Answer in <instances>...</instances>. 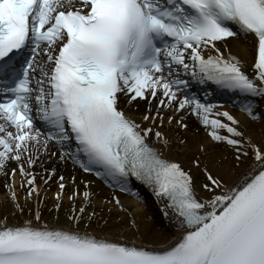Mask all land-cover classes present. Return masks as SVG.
Masks as SVG:
<instances>
[{
	"label": "snow or ice",
	"instance_id": "snow-or-ice-1",
	"mask_svg": "<svg viewBox=\"0 0 264 264\" xmlns=\"http://www.w3.org/2000/svg\"><path fill=\"white\" fill-rule=\"evenodd\" d=\"M241 33L253 37L252 76L243 60L230 58V51L225 56V38ZM181 71L201 84L264 96V0H0V172L15 161L8 174L18 169L27 196H39L31 169L55 142L61 159L70 156L122 191L138 195L130 177L144 182L166 201L165 214L178 229L164 247L81 230L91 193L83 192L77 210L73 191L68 219L75 227L43 224L38 206L37 223L0 222V264H264V137L253 139L226 110L178 95L180 85L187 87ZM138 98L148 104L143 127L126 111ZM254 106L248 99L240 105L256 119ZM166 108L195 113L213 141L232 149L237 165L247 158L244 171L227 182L197 156L191 163L200 179L165 157L162 148L171 141L158 124ZM176 122L186 127L182 118ZM199 149L200 155L212 151ZM53 173L47 169L40 178L47 183ZM58 188L57 208L63 176ZM113 202L123 209L119 197Z\"/></svg>",
	"mask_w": 264,
	"mask_h": 264
},
{
	"label": "bare ground",
	"instance_id": "bare-ground-1",
	"mask_svg": "<svg viewBox=\"0 0 264 264\" xmlns=\"http://www.w3.org/2000/svg\"><path fill=\"white\" fill-rule=\"evenodd\" d=\"M228 50L237 55L243 60L241 65L250 76L254 75L252 65L255 59L254 42L250 35H240L236 38H228L226 40ZM261 99L260 109L254 110L257 113V118L249 117L247 113L240 111H232L228 108L217 109L216 111H228L241 122L243 130L251 135L253 139L260 141L264 137V96H259ZM148 109V104L145 100L138 98L137 103L126 106L128 115L141 123L142 116ZM153 112L156 111L155 102H153ZM164 111V124L160 130L164 131L170 138V145L167 148H162L165 157L173 158L181 162L186 168L190 167L194 175H199L203 178L202 173H198L196 167L191 163V160L197 156L202 163L209 165L214 172H219L227 182L235 180L248 165V160L245 158L240 165H237L233 159V151L226 144L213 141L208 137L207 131L198 126L193 121L185 110L176 112L174 108H166ZM168 115H174L176 120L182 118V127L180 123L173 120L171 123L167 120ZM225 119L224 117H217ZM148 122L141 123V127ZM223 134H227L226 130H222ZM152 143L160 146L159 142L153 136ZM204 144L212 151L200 155L199 145ZM55 153V155H53ZM61 154L49 148L48 152L41 153L37 159L36 165L32 169L36 174V183L40 186L39 196H27V185L21 186L22 177L17 172L14 175H9L8 170L16 167L15 161H10L4 172H0V222L9 224H23L31 221L37 223L34 219V213L39 207L41 213V222L51 226L75 227L68 219L73 212V201L69 199V194L77 191L79 194L75 197V207L79 210L81 203L84 201L83 192L87 189L90 191V202L85 205L86 211L83 213L84 219L78 222L81 230L87 229L101 235H106L110 238L128 241L145 246L164 247L172 243L177 235L178 229L175 222V217L166 215L164 208L165 202L156 201L152 197L142 195L140 199H132L120 193L113 192L107 189L101 182L84 175L77 169H73L67 159H61ZM25 167H28L25 165ZM55 168V173L47 183L41 180V176L46 177V170ZM64 177L65 189L62 193V199L59 201V208L55 193L59 191V177ZM85 181L88 183L85 184ZM6 183L15 190L18 202L21 208L15 207L10 194L9 187ZM199 184V180L197 181ZM201 195H205L201 191ZM113 195L119 197L120 203L124 206L123 209L113 202ZM22 209V210H21ZM31 210V211H30ZM95 213L89 219L91 213ZM7 218L4 221V218ZM134 221V223H133Z\"/></svg>",
	"mask_w": 264,
	"mask_h": 264
}]
</instances>
